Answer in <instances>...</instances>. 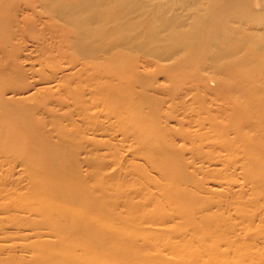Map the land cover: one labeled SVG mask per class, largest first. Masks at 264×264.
Returning a JSON list of instances; mask_svg holds the SVG:
<instances>
[{
  "label": "bare ground",
  "instance_id": "bare-ground-1",
  "mask_svg": "<svg viewBox=\"0 0 264 264\" xmlns=\"http://www.w3.org/2000/svg\"><path fill=\"white\" fill-rule=\"evenodd\" d=\"M164 1L0 0V160H8L0 161V255L19 248L24 264H154L159 258L145 253L154 242L180 263L188 253L160 238L159 226L174 224L182 241H200L204 247L189 253L210 257L209 264H264V208L254 199L241 211L231 195L238 166L253 195L264 194V0ZM25 38L39 70L21 58L27 45L19 40ZM64 61L67 69L59 63ZM151 67L165 81L174 77L172 86L157 85ZM35 76L39 80L31 81ZM56 80L57 91L44 86ZM187 96L193 103H185ZM212 97L225 99L217 107L221 117L212 115ZM33 100L38 105H29ZM179 108L181 125L191 123L190 114L207 115L194 121L198 133L181 134L192 157L222 165L207 179L188 171L178 179L187 170L182 156L145 146L164 139L161 124L175 119ZM245 129L255 137H245ZM99 134L109 141L102 143ZM119 135L120 143L110 141ZM204 139L217 143L206 151ZM126 145L143 164L132 165V172L142 180L153 179L149 171L159 175V183L149 180L156 186L165 180L167 200L158 203L150 185L129 187L120 173H104L113 163L106 157L120 165ZM101 147L108 152L101 154ZM210 177L226 182L224 201L207 196ZM186 199L183 214L179 206ZM147 202L157 217L143 213ZM171 202L175 211L166 207ZM231 205L241 226L230 221ZM102 207L110 214L102 215ZM214 208L223 213H212ZM139 212L137 225L147 223L148 229L133 227L130 217ZM194 217L191 232L177 231ZM14 240L29 243L5 245Z\"/></svg>",
  "mask_w": 264,
  "mask_h": 264
},
{
  "label": "rangeland",
  "instance_id": "rangeland-1",
  "mask_svg": "<svg viewBox=\"0 0 264 264\" xmlns=\"http://www.w3.org/2000/svg\"><path fill=\"white\" fill-rule=\"evenodd\" d=\"M20 2V0H19ZM167 2H174L173 0H165L163 3H167ZM19 14H22L21 12L18 13ZM2 17V16H1ZM6 17V15H5ZM20 17V15H19ZM33 37V36H32ZM31 37V38H32ZM33 39V38H32ZM240 41H241V37H239ZM245 40L247 39V37L244 38ZM249 39V38H248ZM25 40V42H24ZM24 40H19V44L23 47H25V45H27V48L25 47L24 49H22L23 51L21 52V58H25V56H27L28 58H30L33 63H35V69H41V65L38 64L36 61V53L32 47V43L29 42V39L25 38ZM256 40V39H255ZM23 44V45H22ZM245 52V50L243 51ZM241 53V57L244 56L245 53ZM138 57V56H137ZM145 60V59H143ZM149 60V59H148ZM67 61H64V62H59V63H62L61 65L63 67H65V69H67L68 65L66 63ZM58 63V64H59ZM151 70H149L150 72H153V76L157 75V73H155V68L151 67L150 68ZM168 69H173V64H171V67H168ZM46 74H51V72L49 71H45ZM69 73V71L67 72ZM62 76V75H61ZM61 76L57 75L56 79L58 80ZM36 79L39 80V78L37 76H35L34 78L31 79V81H35ZM165 76L161 75V76H155V81L157 83V85H161V86H169L171 87V80L174 79V77L171 79V77L169 79H167L165 81ZM5 79H2L1 81L3 82ZM57 80L53 83H50L49 85H44V86H47L48 88L50 87H53L52 88V91L55 92L57 91L58 89V86L60 85V82H57ZM174 81V80H173ZM172 81V83H173ZM153 80L151 81V83H154ZM155 83V84H156ZM42 84H39L38 85V88H42L44 87ZM160 86V87H161ZM212 87H216V84H211ZM51 89V88H50ZM62 93H60L61 95ZM59 94L56 95V97H61ZM45 97L47 96H43L41 99H40V104L43 105V102H46L47 100L45 99ZM58 99V98H57ZM213 101H212V115L213 116H220L218 113H217V107L219 105H221L222 103H225V99L224 98H216V97H212ZM218 99V100H216ZM36 100H33L32 102L29 103V105H38L37 104V101L35 102ZM168 101H172V100H168ZM176 101V100H175ZM181 101V100H180ZM179 101V102H180ZM184 101L185 103L187 104H190V103H193V99L191 96H187L186 98L184 97ZM195 103V102H194ZM176 104V103H175ZM147 105V104H146ZM168 105H173L171 104V102H169ZM179 110L178 112H176V109H175V116L176 118L174 119H171L167 122V129L165 125L161 124V126H163V131L161 132L163 134V137L164 139L161 140L160 142L158 143H147L145 146L148 147V146H151V145H154L157 147V149H163L165 151V153L169 154V155H172V156H175V157H179L180 158V155L182 156V159H184L183 161H185V168H187V170H182V172L180 171V173L177 175V178L180 179L182 178L184 174L188 172H193L194 174L197 173V178L198 179H207V174H208V171H213L214 169L216 170H219V169H222V165L218 164L216 166H209L207 164L206 161H204V163H201V161L203 160H198V159H195L194 157H192V146H191V143L189 141H183L182 140V136L186 133V131H189L191 133H198L199 131V127L197 126L198 123L195 124L194 121H201L202 120V116L203 117H207V115H200V116H197L195 117L194 115L190 114L189 115V118H191V123H187L185 122V125H181V124H178L177 123V118L180 120V119H183V109L182 108H179L177 109ZM61 113H64L63 111ZM232 112L231 110L229 109L227 111V117L228 118H231V115ZM174 116V117H175ZM221 117V116H220ZM224 117V116H222ZM165 119V118H164ZM166 120V119H165ZM149 121V120H148ZM65 126L67 123H64ZM154 124L156 125V127L158 128V124L156 122H154ZM154 124H148L149 125H152V127H154V130H157L155 128V126H153ZM165 126V127H164ZM159 129V128H158ZM246 132L245 133V137H249V138H252V137H255L256 135V132H254V130L252 129V131H247V129H245ZM182 134V136H181ZM102 135V134H101ZM100 134L98 136H96V138L98 140H100L102 143H105L106 141H109L110 137L108 135H102L101 136ZM110 135V134H109ZM180 136V137H179ZM234 134H230V138L233 139L234 138ZM229 138V137H228ZM229 138V139H230ZM122 140V136H118L117 137V141H112L110 140L111 142L113 143H120ZM235 143L237 142V140H234ZM217 143V141H214L213 144ZM130 145L132 143H129ZM203 144H205V148L204 150L208 151L209 149H211V146L213 144L210 145V139H204V142ZM129 146H124V147H121L120 148V155L121 157H123V160L121 161V164L119 165L118 163H115V161L112 159V156H107L106 157V161L109 162V163H112L110 164V166L107 168V171H104V173H107V174H112V173H120V177L119 179L120 180H126L128 181L129 183H127V185L130 187V185H135L134 187L137 188L138 186H141V184L143 183L144 185H150V193L152 194L153 193H159V201L158 203H162L163 201L167 200V194L169 193V189L166 188L165 190V180H162V183L160 184V186H156L154 183L151 184L150 180L151 178H148L147 180H142L139 178L138 175H135L133 172H132V165L134 164H139L141 163L142 164V160L141 161H138V156H136V154L134 153V149H132V147ZM239 145V144H237ZM214 147H216L214 145ZM149 148H152V147H149ZM218 147H216L215 149L217 150ZM54 149H56L54 147ZM153 149V148H152ZM236 149V148H235ZM212 150V149H211ZM108 151H106V149H104L103 147H101V154H104V153H107ZM143 153V152H142ZM182 153V154H181ZM225 154V153H224ZM140 155V154H139ZM239 157L241 158V155H239ZM243 157V155H242ZM4 159V160H3ZM2 160L0 161H5L6 163H8V160L7 158H3ZM106 162V163H107ZM241 163H242V160H241ZM240 163H238L239 165ZM143 165V164H142ZM22 168L21 167H18L16 169V177L18 178H21L22 176ZM106 169V168H105ZM86 170V169H85ZM143 171V170H141ZM231 172H233V169L230 170ZM242 173V168L241 166H238V169L235 173V179L237 180L236 182L238 184H236L235 186H233L232 188V194L231 195H235L238 200L236 201L238 204L239 202H241V211L243 210L242 207H244V205L242 203H246L247 201L249 200H254L256 199L253 203H255V205L257 207H263L264 208V194L261 193L259 191V193L257 195H253L252 191L250 190V187L247 186L248 183L247 181L243 178V176L241 175ZM149 174L150 176H153V179H151L152 181H154L155 183H159L158 181V177L159 175H155L154 173L150 172L149 171ZM157 176V177H155ZM182 176V177H181ZM210 176V175H209ZM26 178L25 177V180H24V183L21 184V189L22 191L24 192L27 188V184L28 182H26ZM234 178V177H233ZM217 178H212L210 177V180H209V184L205 185L206 188L209 189V193H207V196H213V198H218L221 199L222 201H224V194H222V191H224L226 188H228V186L226 185V182H222L221 185L220 184H217V183H220L221 181L219 179H217V181H213ZM130 181L132 183H130ZM141 181V182H140ZM213 181V182H212ZM115 185V184H114ZM113 187H117L116 185L113 186ZM190 188V187H189ZM241 192V194H240ZM145 199L144 198H135V202H138V203H141L143 202ZM192 200V203L195 201V198H191ZM153 202V201H152ZM151 202V203H152ZM188 202L189 200L186 199V200H183L182 203L180 204L179 206V209H180V212L181 210L183 211L182 213L185 214L188 212V209L189 206H188ZM149 204L145 205L146 206V209L143 211V213H145L148 217H151V218H155L158 216V212L154 211V213L152 212L156 207L153 206L150 202H147ZM171 204V205H170ZM170 204H168L167 209L169 210H173L175 211L176 210V203H173L171 202ZM165 209V207H164ZM142 210V209H141ZM217 213L218 215H220L221 213H223V211H219L217 212V208H214L212 210V213ZM236 210L233 208V206L231 205L230 207V210H229V216L230 217V221L232 223H235L237 224L238 226H241L240 223H238L236 221V218L234 216ZM109 215L110 214V210L107 212L106 210H104V208L102 207L101 209V214L102 215ZM143 213L139 212L137 215L135 216H132L130 217L132 223L133 224V227H136V229L140 228V229H148V224L147 223H143L142 225H137L138 222H139V219H140V216L143 215ZM242 213V212H241ZM145 216V215H144ZM227 216V214H225V217ZM146 219H148L147 217H145ZM129 219V217H128ZM167 220H170L169 218H167ZM196 220L197 217H194L189 221L187 222H180V224H178L177 226V230L178 232H191L192 231V222H194V225L196 224ZM230 222V223H231ZM171 223V222H170ZM174 224H168L167 226L165 224L163 225H160L159 227L161 228V233H160V238L164 241L166 240H169L171 239V241L173 243H179L178 245H180V250L183 251V252H187L188 254L185 255L186 258H184L180 263L179 262H175L174 259L172 258V256L169 254V251L167 250V248H165L163 246V244H155L154 242H151L150 243V246H149V249L148 250H145V253L147 252L148 255H149V258L155 256L156 258L158 257L159 260H156L154 261L155 263L154 264H173V263H176V264H196V263H200V264H209L210 262V257H202V255H199L197 254L196 252L193 253V254H190L189 252L191 250H194L197 251L199 250L200 248H203L204 246L200 243V241L198 242H195L194 240L190 241V240H185V241H182L180 236L178 235L179 233L177 232V235L178 237L176 236L174 230L175 228H173ZM176 225V224H175ZM138 226V227H137ZM103 232H101L100 234H102ZM99 240V244H101L100 241H102L101 239H98ZM163 241V242H164ZM133 243L132 244H135V241H132ZM26 243H29V242H22V241H19V240H14L13 242L11 243H8V244H5L7 246H10V245H20V244H26ZM53 244H57L53 241ZM127 244H121V247L124 248V251H132L130 250V247L129 246H126ZM8 251V249L4 250L3 251V254L0 255V260H2V264H24L25 261H22L19 257L21 253H19L20 249H16V253L17 254H11L10 256L6 253ZM58 254H55L54 257L55 258H58ZM27 261V260H26ZM60 263V260H56L54 263H51V264H59ZM129 263V262H128ZM130 264V263H129ZM152 264V263H150Z\"/></svg>",
  "mask_w": 264,
  "mask_h": 264
}]
</instances>
